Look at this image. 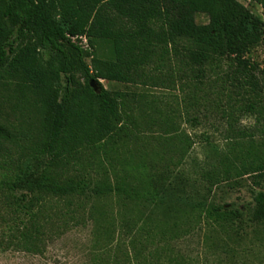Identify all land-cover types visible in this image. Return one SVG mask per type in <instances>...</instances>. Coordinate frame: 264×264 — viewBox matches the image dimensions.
<instances>
[{"label": "rangeland", "instance_id": "374dc122", "mask_svg": "<svg viewBox=\"0 0 264 264\" xmlns=\"http://www.w3.org/2000/svg\"><path fill=\"white\" fill-rule=\"evenodd\" d=\"M238 1L264 19L259 3ZM196 19L209 22L204 13ZM191 44L154 43L128 81L100 79L121 94L117 133L56 158L43 152L37 97L0 78V122L13 133L0 179L40 156L47 164L39 171L90 188L74 198L44 195L31 218L19 209L22 192L0 187V264H264V222L253 219L264 180L252 172L264 169V112L247 111L248 95L230 86L234 56H218L199 76L186 55ZM246 56L262 65L264 43ZM204 202L233 203L243 216L207 217Z\"/></svg>", "mask_w": 264, "mask_h": 264}, {"label": "trees", "instance_id": "16d2710c", "mask_svg": "<svg viewBox=\"0 0 264 264\" xmlns=\"http://www.w3.org/2000/svg\"><path fill=\"white\" fill-rule=\"evenodd\" d=\"M251 2L264 8V0ZM198 13L207 14L209 22L198 23ZM73 36H86L89 47L74 42ZM183 39L192 43L186 55L199 76L218 56H234L230 86L248 95L247 111L264 112V61L252 63L246 56L264 43V19L238 0H0V78L37 97L44 115L43 152L55 158L75 144L94 145L117 133L121 94L105 88L100 79L128 81L132 70L155 52L154 43ZM102 46L105 55L99 53ZM12 140V131L0 122V163ZM36 157L26 169L9 168L0 179V187L22 192V213L33 218L44 195L74 198L89 191L85 182L39 171L47 163ZM2 163L10 167L12 161ZM257 171L252 172L264 180V169ZM254 202L253 219L264 222V190L254 194ZM200 205L207 217L243 216L233 203Z\"/></svg>", "mask_w": 264, "mask_h": 264}, {"label": "built area", "instance_id": "2783aa9c", "mask_svg": "<svg viewBox=\"0 0 264 264\" xmlns=\"http://www.w3.org/2000/svg\"><path fill=\"white\" fill-rule=\"evenodd\" d=\"M74 42H77V40L80 42V44L84 45V47L88 48L89 43L86 36H73L72 37Z\"/></svg>", "mask_w": 264, "mask_h": 264}, {"label": "water", "instance_id": "95a60500", "mask_svg": "<svg viewBox=\"0 0 264 264\" xmlns=\"http://www.w3.org/2000/svg\"><path fill=\"white\" fill-rule=\"evenodd\" d=\"M91 85L95 88V90H98L99 86L96 79L91 80Z\"/></svg>", "mask_w": 264, "mask_h": 264}]
</instances>
